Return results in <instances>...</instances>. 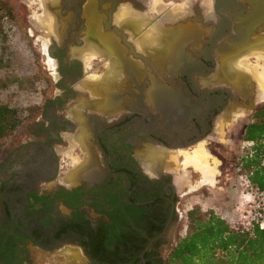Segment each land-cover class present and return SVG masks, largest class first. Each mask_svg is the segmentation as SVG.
I'll return each instance as SVG.
<instances>
[{"label":"flooded vegetation","instance_id":"flooded-vegetation-1","mask_svg":"<svg viewBox=\"0 0 264 264\" xmlns=\"http://www.w3.org/2000/svg\"><path fill=\"white\" fill-rule=\"evenodd\" d=\"M35 1L49 16L43 32L60 93L32 124L35 135L0 159V264H161L180 194L165 160L203 140L214 152L227 124L244 136L258 106L248 57L264 60V0H222L217 11L215 0ZM171 5L169 22L152 17ZM180 27L188 56L162 69L161 39ZM113 86L122 93L105 100ZM68 138L78 161L66 166L57 147Z\"/></svg>","mask_w":264,"mask_h":264},{"label":"rangeland","instance_id":"rangeland-1","mask_svg":"<svg viewBox=\"0 0 264 264\" xmlns=\"http://www.w3.org/2000/svg\"><path fill=\"white\" fill-rule=\"evenodd\" d=\"M139 1L151 7L156 3L163 4V2H166L171 4L182 0ZM35 2V0H0V100L8 106L19 108L23 116L22 122L15 128L13 133L3 139L0 148V159L10 149L18 148L35 135L36 129L33 128L32 124L43 113L44 107L49 105V101L60 93L56 82L58 76L56 72L54 73L48 67L47 56L49 54L43 50L42 45L43 41H48L47 46L50 44L51 34L43 32L47 30L49 32V29H46L39 22L41 21L39 19L44 16H38ZM187 26L189 29L191 28L189 25ZM38 29L39 31H37ZM166 33L167 35L161 39L160 47L157 49L159 51L158 63L162 69L167 67L168 71H173L177 67L176 63L188 56L183 49V45L190 36L183 32L182 27ZM176 33L177 35H175ZM195 39V42L198 43L199 37ZM110 51L116 53L114 50ZM86 58L87 62L84 65L86 74H90L91 78L96 77V72L93 69L97 68V61L91 54H87ZM123 61H120L121 67L125 72H128L127 69L130 68L131 70L132 65ZM248 63L250 64L248 68L251 70L248 69V73L253 79L255 94L256 92L258 94L261 87L260 78L264 82V60L262 61L260 57L252 59L248 57ZM135 70L136 74L140 73L138 68ZM257 73L260 78H258ZM76 88L78 92H81L78 87ZM121 93L119 86L118 88L113 86L104 91V99L110 100ZM254 99L258 101V106L264 103V100L258 99L257 95ZM73 101L75 100L70 102ZM233 119H235V116ZM226 126L230 130L233 127L230 124ZM217 127L218 123L215 127L216 131L218 130ZM227 131L222 133L217 131L216 136L222 144H216L217 148L214 152L207 148L206 140H203L197 146V148L204 147L208 150L209 165L214 169L215 174L209 178L208 182H201L202 174L193 165H185L183 152L192 155L197 149L189 146L184 150L174 151L175 162H178L179 157H182V159H180L181 162L177 171H173L172 174L173 180L178 186V192H180L176 202L177 217L174 223L176 238L172 241V244L175 243L178 237L185 234L188 223L187 211L194 207L199 208L202 212L215 207L213 210L229 221L230 224L249 225L244 215L246 210L249 209L251 193L254 190L249 187L245 177L240 174L237 164L249 146V142L244 140V128L237 127ZM67 140V146L65 148L64 146L57 147V152L60 163L69 166L78 161V159H75L77 155L73 154V149L77 144L69 138ZM32 145L34 144L32 143ZM192 149L193 151H191ZM147 164L148 168L153 166H149L148 161ZM194 185L197 186L192 189ZM40 186L43 187L44 184ZM219 195L224 198L220 200ZM217 197L220 201H224V204L217 205L216 203H220ZM238 205L241 207L236 209ZM231 206H233V209H231Z\"/></svg>","mask_w":264,"mask_h":264},{"label":"trees","instance_id":"trees-1","mask_svg":"<svg viewBox=\"0 0 264 264\" xmlns=\"http://www.w3.org/2000/svg\"><path fill=\"white\" fill-rule=\"evenodd\" d=\"M21 110L0 100V148L22 122ZM244 140L249 146L238 161L240 174L253 190H264V103L254 111ZM187 229L161 264H264V227L232 225L213 208L187 211Z\"/></svg>","mask_w":264,"mask_h":264},{"label":"bare ground","instance_id":"bare-ground-1","mask_svg":"<svg viewBox=\"0 0 264 264\" xmlns=\"http://www.w3.org/2000/svg\"><path fill=\"white\" fill-rule=\"evenodd\" d=\"M48 17L45 14L44 17L40 19L41 21H39L42 26H45L46 29L49 27V18ZM47 44H48V41H43V43H42L43 50L45 52H47ZM47 65H48L49 68H51L53 70L54 73L56 72V70H55V66H56L55 60L53 58H51L50 56H47ZM257 75L259 76L258 73H257ZM258 78H260V76ZM260 84H261V87L258 90L257 98L260 99V100H264V82H263V79H261V78H260ZM196 149L197 150L193 153V155H189L187 152L186 153L183 152V155H185V162H186L185 165L186 164L187 165L188 164L193 165V167L196 168L197 170H199L201 172V174H202V181L201 182H208L209 178L212 177L213 174H215L214 173V169H212V167L209 165L210 163H209L208 159H209L210 156H209L208 150L205 149L204 147L203 148L202 147H198ZM150 156L151 157L153 156L152 159L155 160L157 155L156 154L153 155V152H151ZM157 159H158V157H157ZM175 161H176L175 155L168 156L167 159L165 160L164 167L166 168V166H167L168 169L177 171V166H176L175 163H173ZM148 162H149V166L150 165H156V163H157V162H155V161H153L151 159L148 160ZM162 166H163V164H162ZM153 168L155 169L156 167H153ZM153 168L152 167L151 168L147 167L146 169H147L148 172L154 173ZM197 184L199 185V183H197ZM196 186L197 185L192 186V189L195 188Z\"/></svg>","mask_w":264,"mask_h":264},{"label":"built area","instance_id":"built-area-1","mask_svg":"<svg viewBox=\"0 0 264 264\" xmlns=\"http://www.w3.org/2000/svg\"><path fill=\"white\" fill-rule=\"evenodd\" d=\"M249 204V209L246 210V214L244 215L247 219V223L258 224L260 227H264V190H254V192L251 193ZM240 207L241 206L238 205L236 209Z\"/></svg>","mask_w":264,"mask_h":264},{"label":"crops","instance_id":"crops-1","mask_svg":"<svg viewBox=\"0 0 264 264\" xmlns=\"http://www.w3.org/2000/svg\"><path fill=\"white\" fill-rule=\"evenodd\" d=\"M192 1H195V0H192ZM184 3H185V6L186 7H189V3H190V0H186V1H184ZM175 6H173V5H171V7H170V9L169 10H167V11H165V13H161V15H158V16H152V15H150V16H152L153 18H155V19H158V21L162 24V23H166V22H169L170 20V18L173 16V15H170L171 13H176V8H174ZM193 155V154H192ZM220 196V195H219ZM221 197V199L220 200H222V198H224V197H222V195L220 196ZM218 198V197H217ZM217 200H219V198L217 199ZM219 200V202L220 203H216L217 205H222V204H224V201H220ZM222 202V203H221ZM237 207V206H236ZM213 209H215V207L213 208ZM231 209H233V206H231Z\"/></svg>","mask_w":264,"mask_h":264},{"label":"water","instance_id":"water-1","mask_svg":"<svg viewBox=\"0 0 264 264\" xmlns=\"http://www.w3.org/2000/svg\"><path fill=\"white\" fill-rule=\"evenodd\" d=\"M221 2H222V0H215V2H214V7H215V10H216V11L218 10V6L222 4ZM80 99H82V97H79V98L77 99V101L80 100ZM81 168H83V164H80V165H79V168L76 170V173H77L78 171L82 170Z\"/></svg>","mask_w":264,"mask_h":264}]
</instances>
